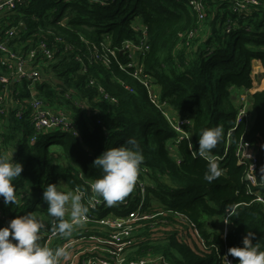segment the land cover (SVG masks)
<instances>
[{
    "label": "trees",
    "instance_id": "obj_1",
    "mask_svg": "<svg viewBox=\"0 0 264 264\" xmlns=\"http://www.w3.org/2000/svg\"><path fill=\"white\" fill-rule=\"evenodd\" d=\"M256 1L27 0L1 13L0 40L23 57L37 50L29 66L42 79L13 81L0 64V77L10 79H0L6 93L0 152H14L23 164L13 181L18 204L6 205L0 197V227L31 202L32 214L47 212L43 192L49 183L74 189L94 181L102 172L93 161L107 147L135 137L144 155L138 171L147 189L143 212L152 217L140 220V228L133 224L129 240L136 250L130 259L162 252L170 264H224V254L242 246L249 231L253 243L264 247V204L257 199L264 196V86L256 88L264 79V0ZM33 96L64 112L73 129L39 132L31 120ZM243 96L249 117L239 116L246 108ZM215 126L223 137L210 155L222 175L209 183L198 139ZM241 141L255 150L256 185L246 179L249 163L239 162ZM46 146L60 150L43 158ZM39 172L44 181L36 186ZM27 181L30 188L22 191ZM138 197L129 191L108 206L109 215L132 210ZM215 219L221 231L209 229ZM179 222L201 235L205 250L181 242L173 227L165 230ZM159 231L167 238L164 245L155 244ZM229 257L238 264V257Z\"/></svg>",
    "mask_w": 264,
    "mask_h": 264
},
{
    "label": "clouds",
    "instance_id": "obj_2",
    "mask_svg": "<svg viewBox=\"0 0 264 264\" xmlns=\"http://www.w3.org/2000/svg\"><path fill=\"white\" fill-rule=\"evenodd\" d=\"M222 137L221 126L209 127L199 133L198 153L208 161L204 179L209 183L222 175L218 162L210 155ZM188 148L192 149L190 141ZM13 154L0 152V197L6 205L18 204L13 181L23 170V164L14 160ZM143 162L144 155L135 137L128 138L121 146L107 147L93 161V166L99 167L102 175L91 183V190L108 206H113L131 190ZM43 200L47 202L48 215L58 221L56 230L60 234L70 235L74 225L83 223L86 218L88 207L82 203L81 195L65 192L57 183L45 187ZM224 222L229 223V218ZM42 227V218L31 212L16 216L0 227V264H57L66 251L63 247L53 250L42 245L39 242ZM254 236L255 233L249 231L243 237L242 246L229 248L224 256L226 264H231L228 255L238 257V264H264V247L259 242L253 243Z\"/></svg>",
    "mask_w": 264,
    "mask_h": 264
},
{
    "label": "built area",
    "instance_id": "obj_3",
    "mask_svg": "<svg viewBox=\"0 0 264 264\" xmlns=\"http://www.w3.org/2000/svg\"><path fill=\"white\" fill-rule=\"evenodd\" d=\"M24 1L27 0H0V14L14 9L18 2ZM251 2L257 3L256 0H251ZM192 4L194 5V9L200 10L199 3L193 1ZM9 33L12 34L13 30H10ZM40 49L46 55H51L45 44H42ZM36 53L37 50H31L27 57H23L9 49L7 44L0 40V64L6 66L11 71L13 81L27 79L34 83L42 79V74L38 68L32 65L29 66V63L31 64L36 57ZM0 79L5 83L10 82L8 77L1 76ZM5 99L6 93L0 92V103L5 101ZM30 100L31 120L39 132L44 131L45 135H47L53 131L65 132L73 129L68 116L64 112H55L45 102L35 96ZM242 100L246 103V108L244 107L240 111L239 116H248L246 96H243ZM3 111L4 108L2 106V108L0 107V113H3ZM18 116L21 117V115ZM176 127L178 128V126ZM36 140V137L32 138L31 143H35ZM1 147L2 137L0 135ZM237 156L240 163H249L250 168L246 176H248V180L253 185H256L253 175L257 162L254 148L241 141ZM92 182L90 180L87 181L84 187H76L74 189H69V187L62 188L65 192H78L82 197V203L88 207L84 222L74 225L70 235L60 234L56 230L58 221L54 217L49 216L48 212L35 211L39 213L38 217H41L43 220V227L40 230L41 240L43 241L42 245L53 250L63 247L66 251V255L59 258L57 264H151L164 261L162 256L155 257L153 260L145 257L141 259L129 258L130 253L133 252L130 246L132 241L129 240L130 231L134 227L133 224L152 217V215L143 212L144 200L146 198V194L144 196V193L147 189L146 182L139 176V173L130 191L135 193V196L138 195L140 201L136 207L124 214L121 213L122 215L114 214L115 216H111L112 213L109 216L108 205L103 201L101 196L91 190L90 185ZM257 196L258 201L264 204V196L262 194H258ZM125 203L128 204L127 201ZM230 215L231 213L229 212L223 218L224 238L229 226V223L226 224L224 219L230 218ZM65 218H68L67 213ZM141 226L142 223L139 222L137 227L140 228ZM189 230L193 231L191 228ZM227 259L231 264H236L229 255ZM224 264H226L225 260Z\"/></svg>",
    "mask_w": 264,
    "mask_h": 264
},
{
    "label": "rangeland",
    "instance_id": "obj_4",
    "mask_svg": "<svg viewBox=\"0 0 264 264\" xmlns=\"http://www.w3.org/2000/svg\"><path fill=\"white\" fill-rule=\"evenodd\" d=\"M256 64V67H255V73L256 75H258L259 77L262 75V70H261V67L260 65L257 66V63ZM264 86V79L261 80V82H258L257 84V87L256 88H260V87H263ZM248 104V103H247ZM249 106V104H248ZM251 118V117H250ZM48 140L46 141L45 144H47ZM60 150L59 147L57 146H46L44 148V151H43V158L47 157L52 151H58ZM66 164V163H65ZM44 181V178L40 175V172L38 173V175L35 177V183H36V186L39 185V183H43ZM140 184V183H139ZM30 184H29V181H27V183H25L23 185V188H22V191H25L27 190L29 187ZM63 186H61V188H63ZM65 189V188H63ZM147 191H145L144 193V196L146 194L147 196ZM152 196V195H151ZM19 198H21V196H19ZM151 203L154 207V209H157L159 210V202L156 201L155 199L151 200ZM34 207V204L33 202L31 203H28L27 205L24 206L23 210L24 212L21 214V215H24L25 213L27 212H31L32 209ZM32 213V212H31ZM34 215H39L38 212H34L33 213ZM110 216V215H109ZM111 216H115L114 214H112ZM214 225H212V223L209 225V229L210 230H217V231H221L222 229V224H221V221L219 219H215V223H213ZM174 228L176 229L178 232H177V238H179V240L183 243H186L188 244L189 246L195 248V249H199V250H205L204 249V241H203V238L201 237V235L196 231V230H189L182 222H179V223H174L172 224V226H169L167 227L165 230H170L171 228ZM164 230V231H165ZM224 231V230H223ZM154 237H157L158 239L156 240L155 244L159 243L160 245H164L167 241V238L164 237V232L163 231H159V233L157 232ZM136 250V248L133 249V252L132 254L134 253V251ZM172 254L174 255H177L179 253H177L176 250H174L173 248H170L169 250ZM130 252V251H128ZM151 253V252H150ZM155 253V252H154ZM160 252H158L157 254H147L146 256H144L145 258H148L150 260H153L155 259V257H158V256H162L164 261H159V262H154V263H151V264H170V261L168 260V258L164 255H162L163 253L161 252V254H159Z\"/></svg>",
    "mask_w": 264,
    "mask_h": 264
},
{
    "label": "water",
    "instance_id": "obj_5",
    "mask_svg": "<svg viewBox=\"0 0 264 264\" xmlns=\"http://www.w3.org/2000/svg\"><path fill=\"white\" fill-rule=\"evenodd\" d=\"M246 179H248V176H246Z\"/></svg>",
    "mask_w": 264,
    "mask_h": 264
}]
</instances>
